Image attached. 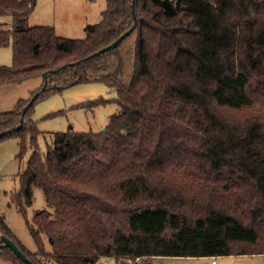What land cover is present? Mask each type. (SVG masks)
<instances>
[{
  "label": "trees",
  "instance_id": "1",
  "mask_svg": "<svg viewBox=\"0 0 264 264\" xmlns=\"http://www.w3.org/2000/svg\"><path fill=\"white\" fill-rule=\"evenodd\" d=\"M35 6L0 0L11 18L0 48L12 51L0 87L47 74L0 112V143L17 140L18 159L31 151L11 201L24 216L33 186L48 209L27 222L35 252L1 214L0 235L32 264L264 255V0H105L83 39L30 26ZM95 82L119 112L97 133H52L40 153L35 103ZM0 257L26 264L3 244Z\"/></svg>",
  "mask_w": 264,
  "mask_h": 264
},
{
  "label": "rangeland",
  "instance_id": "2",
  "mask_svg": "<svg viewBox=\"0 0 264 264\" xmlns=\"http://www.w3.org/2000/svg\"><path fill=\"white\" fill-rule=\"evenodd\" d=\"M105 0H36V6L28 19L30 26H51L56 35L63 38L83 39L85 27L99 22ZM11 18L0 17L3 28H9ZM11 46L0 48V66H11ZM42 84L41 76H36L19 85L0 87V112L13 109L19 99H26ZM116 93L103 83H83L71 86L59 93L37 101L32 109L31 118L37 129L42 132L37 138L40 153L45 152L46 143L51 142L55 132L73 131L76 133H97L108 123L110 116L117 114L119 108L114 103ZM97 100L107 101L104 105L93 108L82 106ZM58 115L49 117L51 113ZM18 141L7 139L0 143V214L12 235L26 250L35 252L36 246L29 234L27 222L38 211L48 209L42 190L31 186L29 204L24 207V216L18 205L11 201L10 194L19 189L18 174L26 166L31 153L28 149L22 159H18ZM43 238L45 249L50 251L46 237ZM216 264H264V255L218 256ZM157 264H210L211 258L162 257ZM0 264H12L0 257ZM94 264H116L113 257H99Z\"/></svg>",
  "mask_w": 264,
  "mask_h": 264
},
{
  "label": "water",
  "instance_id": "3",
  "mask_svg": "<svg viewBox=\"0 0 264 264\" xmlns=\"http://www.w3.org/2000/svg\"><path fill=\"white\" fill-rule=\"evenodd\" d=\"M133 6V5H132ZM131 30H128L123 35H121L118 39L114 40L111 44L107 45L106 47L99 50L96 54L103 53L109 49H113L117 44L123 39L125 35H128ZM63 68V67H62ZM47 74L44 73L42 75V78H46ZM45 88V84L43 85L42 89ZM38 93L34 94L30 101L28 102L27 106L24 108L23 112L26 111V109L32 105L33 101L37 98ZM0 244H3L5 247L9 248L21 261H23L26 264H32V262L18 249V247L7 237L4 235H0Z\"/></svg>",
  "mask_w": 264,
  "mask_h": 264
},
{
  "label": "built area",
  "instance_id": "4",
  "mask_svg": "<svg viewBox=\"0 0 264 264\" xmlns=\"http://www.w3.org/2000/svg\"><path fill=\"white\" fill-rule=\"evenodd\" d=\"M215 258H212L210 264H216ZM157 257H138V258H119L116 264H157Z\"/></svg>",
  "mask_w": 264,
  "mask_h": 264
}]
</instances>
